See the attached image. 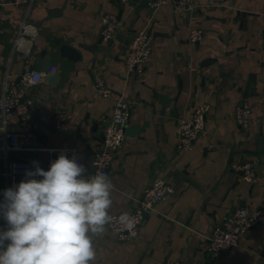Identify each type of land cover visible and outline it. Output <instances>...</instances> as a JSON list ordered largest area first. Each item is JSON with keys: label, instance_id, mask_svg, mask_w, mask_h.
<instances>
[{"label": "crops", "instance_id": "crops-1", "mask_svg": "<svg viewBox=\"0 0 264 264\" xmlns=\"http://www.w3.org/2000/svg\"><path fill=\"white\" fill-rule=\"evenodd\" d=\"M194 1L192 11L167 2L155 13L146 0H41L31 7L38 35L30 66L35 70L43 53L52 52L56 38L81 45L82 58L73 62L54 54L50 71L57 73L56 81L45 74L29 89L36 99L29 118L37 125L27 147L9 153L27 164L17 182L42 179L25 173L35 170L34 161L49 170L53 149L72 151L82 159L84 178L92 175L91 157L112 112L111 100L93 87L96 71L132 108L108 168L109 212L131 210L156 175L173 186L146 214L136 237L120 241L105 227L94 239L90 264H208L205 246L213 226H225L228 212L240 203L264 206V0ZM23 13L22 6L0 0V94L4 71L17 78L23 69L21 53H11ZM108 13L121 25L114 39L98 41L100 15ZM192 25L206 37L189 41ZM143 26L152 35L151 54L142 73L127 75L126 44ZM242 102L251 109L246 128L234 121ZM202 103L208 104L204 132L191 149L177 150L178 120ZM59 111L67 120L55 126L52 116ZM246 161L253 165L252 183L230 167ZM239 241L215 264H264V225L248 228Z\"/></svg>", "mask_w": 264, "mask_h": 264}, {"label": "built area", "instance_id": "built-area-1", "mask_svg": "<svg viewBox=\"0 0 264 264\" xmlns=\"http://www.w3.org/2000/svg\"><path fill=\"white\" fill-rule=\"evenodd\" d=\"M41 0H11L16 6L23 7V16L16 28L13 39L12 52H19L22 55L23 69L17 78L12 77L8 69L4 71L1 83L0 94V175L4 182L0 184V204L4 201V191L18 185L17 175L26 169L27 164L21 160L10 159L9 153L27 147L28 141L34 135L36 125L30 120V110L36 105L35 97L29 93V89L42 82L45 72L36 71L30 66L33 55V45L38 35L37 23L29 19L31 7ZM121 3L128 0H118ZM170 2L178 9L192 11L197 4L194 0H146L149 9L155 13L161 5ZM98 33L105 41L116 37L118 28L121 25L120 19L114 13L100 15ZM205 36L202 29L192 25L188 31V40L198 41ZM152 35L146 26L132 32L124 54V66L127 75L139 74L145 68L148 57L151 54ZM11 60L9 58L8 62ZM93 87L99 95L110 99L112 112L109 119L102 128L100 142L93 152L91 164L92 175L98 172H105L108 175V168L116 151L122 146L124 140V129L131 113V105L124 93L116 92L109 87L104 77L98 72L92 73ZM208 111V104L196 105L190 117H182L178 120L176 149L189 150L194 140L204 132L205 116ZM251 109L245 103H239L235 107L234 121L242 128H246L250 121ZM67 120L64 112H56L52 116V123L55 126H62ZM56 160L59 155L65 154L68 158H74L79 164L82 159L75 158L72 151L66 149H53L51 151ZM1 161L4 166L1 168ZM230 167L240 172V176L248 183L255 180L253 165L246 161L243 163H231ZM25 168V169H24ZM173 191V186L160 175L153 177L151 182L144 188L142 195L135 206L127 211L135 218V227L128 230L118 223V217L125 212H109L112 222L105 227L113 231L118 240L127 241L138 234L139 227L143 223L146 214L150 212L155 204L164 199ZM255 225H264V206H250L246 203L238 204L228 212L226 225H214L206 243V251L209 256L208 264H215L216 260L226 251H229L239 244V237L248 228ZM0 230H7V222L0 215Z\"/></svg>", "mask_w": 264, "mask_h": 264}, {"label": "clouds", "instance_id": "clouds-1", "mask_svg": "<svg viewBox=\"0 0 264 264\" xmlns=\"http://www.w3.org/2000/svg\"><path fill=\"white\" fill-rule=\"evenodd\" d=\"M35 170L4 191L0 215V264H90L94 239L112 222L113 183L103 171L84 178L85 167L65 154L49 170ZM118 223L132 230L135 218L125 212Z\"/></svg>", "mask_w": 264, "mask_h": 264}, {"label": "water", "instance_id": "water-1", "mask_svg": "<svg viewBox=\"0 0 264 264\" xmlns=\"http://www.w3.org/2000/svg\"><path fill=\"white\" fill-rule=\"evenodd\" d=\"M48 13L51 14V11H48ZM131 35H129V37ZM100 39L102 40L101 35L98 41H100ZM54 43H56V46L52 48V52L51 53L44 52L42 61H40V63L35 67V70L37 71L42 70L43 72L46 73V78L50 83L56 81L58 77L56 72L50 71L51 70V60L54 54H56L59 58L60 57L65 58L73 62H77L81 60L82 58L81 52L79 51L81 45L80 46L78 45V47L74 46L68 42L62 41V38L54 39ZM86 49H90V48H86ZM238 174H240V172H238Z\"/></svg>", "mask_w": 264, "mask_h": 264}]
</instances>
